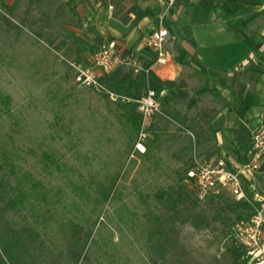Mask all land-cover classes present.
Here are the masks:
<instances>
[{"label":"rangeland","instance_id":"374dc122","mask_svg":"<svg viewBox=\"0 0 264 264\" xmlns=\"http://www.w3.org/2000/svg\"><path fill=\"white\" fill-rule=\"evenodd\" d=\"M111 1L76 0L74 16L66 0H0V158L5 154L22 174L31 173L48 188L62 190L64 205L49 223L50 235L59 230L56 220L85 226L88 217L92 242L99 246L92 243L90 249L100 262L107 264L104 253L110 252L121 262L148 264L143 227L147 220L154 224L153 214L145 215L155 213L156 194L170 186H187L195 156L237 163L248 139L239 123L233 128L221 124L219 137L209 133L207 124L216 127L220 117L211 118L208 111L220 95L195 77L183 80V87L166 89L162 99L192 120L191 125L205 129L211 140L198 146L194 131L158 116L148 142L152 148L146 154L136 151L130 130L107 110L101 89L77 80L78 70L90 65L99 47L115 39L111 17L120 20L122 15L111 9ZM137 1L128 0L126 8ZM192 1L206 6L211 0ZM122 57L127 65L145 60L133 48L123 50ZM232 72L237 75L236 69ZM237 82L239 105L230 119L263 112V93ZM6 96L11 99L8 111L2 103ZM112 182L114 191L109 188ZM244 186L249 199L264 205V172L255 173ZM207 213L212 220L215 210ZM234 226L212 221L209 229L196 230L178 222L173 238L191 264H229V250L239 248ZM0 255L7 264H34L1 209Z\"/></svg>","mask_w":264,"mask_h":264},{"label":"trees","instance_id":"16d2710c","mask_svg":"<svg viewBox=\"0 0 264 264\" xmlns=\"http://www.w3.org/2000/svg\"><path fill=\"white\" fill-rule=\"evenodd\" d=\"M126 1L112 0L111 6L116 9L117 14L122 15L120 21L123 24L130 22L132 13H137L133 24L139 23L144 18V13L136 12L138 8L135 6L127 10ZM65 4L74 16L78 15L76 0H66ZM69 25L77 26L73 22H70ZM150 66L151 63H145L142 69L137 71L135 67L122 65L113 73L102 76L100 80L103 87L101 90L102 100L107 110L114 114L126 129L130 130L129 141L132 142L133 147L138 141L142 122V117L137 111V101L144 97L149 90H153L159 95L166 89L176 87L174 82L159 79L150 70ZM216 95L219 93L216 92ZM160 100L161 115H158L160 118L164 117L176 122L181 130L194 131L198 146L211 140L206 137L205 129H197L196 124L191 125L193 124L192 120L171 108L165 99L161 98ZM2 103L8 111L11 104L10 97H3ZM210 117L212 118V116ZM156 118L149 130V139L155 130ZM239 125L246 132L248 139L244 156H239L237 160V164L244 165L248 162L250 131L242 123ZM207 126L209 133L216 137V130L209 124ZM149 139L146 142L147 151L152 148L148 144ZM45 157L48 158V155L46 154ZM226 162L229 164V161ZM228 166L232 169L231 165ZM115 185L116 182L111 183L109 186L111 191H114ZM188 188V185L179 188L170 186L167 190H160L156 194L155 213L149 211L145 215L148 218L150 214H153L154 224L147 220V224L143 227L149 258L148 264H191L190 261L182 257L179 246L173 238L174 227L178 222L183 225L188 224L196 230L209 229L212 221L214 223L231 222L235 225L250 221L261 208V204L252 201L249 197V201H237L226 189H221L218 194L200 202L195 192ZM102 192L103 187L101 186L99 193ZM63 197L62 190L48 188L43 182L35 180L31 173L22 174L19 172L16 164L5 154L2 160L0 158V209L8 218L33 263L104 264L90 249L94 234V230L88 225L90 218L84 219L85 226L75 223L71 219L63 223L56 220L59 230L56 231V234L50 235L49 223L55 219L56 209H61L64 205ZM104 198L106 201L109 200L106 194ZM212 209L215 210V215L212 216V220H209L207 211ZM95 245L98 246L97 243ZM229 252L231 256L229 264H249L250 261H252L251 264L256 263V260L249 257L240 247H234ZM104 254L107 264H128L127 261L121 262V259L115 258V255L110 252ZM0 264H7L1 255Z\"/></svg>","mask_w":264,"mask_h":264},{"label":"crops","instance_id":"0c3cea01","mask_svg":"<svg viewBox=\"0 0 264 264\" xmlns=\"http://www.w3.org/2000/svg\"><path fill=\"white\" fill-rule=\"evenodd\" d=\"M178 1L138 0L134 6L144 13V18L133 24L136 15L132 13L130 22L123 24L111 17L116 27L110 31L115 38L110 41L117 42L121 53L133 48L135 53L145 57V60L138 59V65L127 66L138 71L143 64L151 63L150 70L162 81L174 82V89L183 87V80L203 78L220 95L214 101L217 105L208 111L210 116L220 117L213 128L218 137L223 133L221 124L229 128L238 123L254 127L264 110L236 121L230 117L239 105L237 81L253 87L254 93L264 95V2L211 0L203 6L192 0H180L181 4L176 7ZM160 29L170 34V57L165 66L157 63L156 53L149 45L152 33ZM233 69L237 70V75L233 74ZM263 172L264 167L257 173ZM251 181L252 178L246 179L244 183Z\"/></svg>","mask_w":264,"mask_h":264},{"label":"built area","instance_id":"2783aa9c","mask_svg":"<svg viewBox=\"0 0 264 264\" xmlns=\"http://www.w3.org/2000/svg\"><path fill=\"white\" fill-rule=\"evenodd\" d=\"M170 34L166 29L152 33L149 45L154 49L157 63L167 65L170 52L168 42ZM127 65L115 41H106L94 54L93 60L86 69L78 71V82L85 87L103 89L100 80L102 76L113 73L118 67ZM148 72V71H147ZM149 90L144 97L137 101V111L142 117L140 133L135 149L140 154L147 151L146 142L149 130L158 115H161V98L164 96ZM113 97V96H112ZM250 131L248 162L244 165L226 162L222 159H202L194 157L192 167L187 173V183L200 202L210 196L218 194L219 190L226 189L237 201H249L245 192L244 181L264 167V115L260 116ZM231 165L232 169L228 166ZM264 225V205L248 222H240L234 226L236 244L249 257L256 260L255 264H264V243L262 230Z\"/></svg>","mask_w":264,"mask_h":264}]
</instances>
